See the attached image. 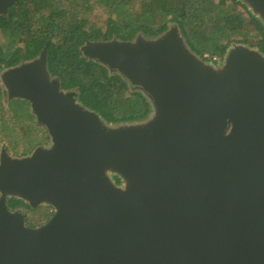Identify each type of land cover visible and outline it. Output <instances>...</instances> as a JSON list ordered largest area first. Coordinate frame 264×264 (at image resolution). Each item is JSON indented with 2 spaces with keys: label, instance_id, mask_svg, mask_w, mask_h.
<instances>
[{
  "label": "water",
  "instance_id": "water-1",
  "mask_svg": "<svg viewBox=\"0 0 264 264\" xmlns=\"http://www.w3.org/2000/svg\"><path fill=\"white\" fill-rule=\"evenodd\" d=\"M237 1L264 27V0ZM17 2L0 0V16ZM47 47L0 70L7 101H27L49 137L26 156L0 150V264H264V55L234 44L206 62L176 25L85 41L151 104L112 125L61 89ZM11 199L53 213L30 227Z\"/></svg>",
  "mask_w": 264,
  "mask_h": 264
},
{
  "label": "trees",
  "instance_id": "trees-1",
  "mask_svg": "<svg viewBox=\"0 0 264 264\" xmlns=\"http://www.w3.org/2000/svg\"><path fill=\"white\" fill-rule=\"evenodd\" d=\"M172 25L200 58L208 54L222 62L234 44L264 55V27L237 0H18L6 16H0V70L36 58L47 43V69L60 80L62 90H77L78 102L107 124L140 123L152 112L148 98L131 90L118 73L84 57L80 47L85 41H132L139 34L153 39ZM35 122L29 103L7 101L0 85V138L12 145V135L18 131L26 140L21 152H13L17 157L49 140L43 126L34 129ZM36 131L42 134L40 140L31 138ZM9 204L12 209L31 210L17 199Z\"/></svg>",
  "mask_w": 264,
  "mask_h": 264
},
{
  "label": "rangeland",
  "instance_id": "rangeland-1",
  "mask_svg": "<svg viewBox=\"0 0 264 264\" xmlns=\"http://www.w3.org/2000/svg\"><path fill=\"white\" fill-rule=\"evenodd\" d=\"M239 10L241 12H243V10L241 8H239ZM244 16H246L245 13H244ZM248 26L250 29L253 28V26L251 24H248ZM2 42H3V40H2V37L0 36V44ZM35 124H34V129L41 130L40 125H38L36 122H35ZM41 135H42L41 132L36 131V132H33V135L31 138H34L36 140H40ZM12 139H13L14 143L12 145H10V144L8 145L7 143H5V141H6L5 137H2V139L0 138V150L2 148H5L7 150V152L9 153V155H11V156H12V153L15 151H16V153L21 152V150H22V148L26 142L25 137L22 134H20L18 131H14V133L12 135ZM48 144H49V140L47 141V145ZM16 153H14V154H16ZM7 204H8V208L11 209L9 202H7ZM48 208H50V207L39 206V207H37L35 209H31V210L21 209L26 213V216H27L26 217V225L28 224L29 226H36L37 227V226L45 223L44 214L47 211H49Z\"/></svg>",
  "mask_w": 264,
  "mask_h": 264
},
{
  "label": "built area",
  "instance_id": "built-area-1",
  "mask_svg": "<svg viewBox=\"0 0 264 264\" xmlns=\"http://www.w3.org/2000/svg\"><path fill=\"white\" fill-rule=\"evenodd\" d=\"M203 59L206 60H210V62L214 63V64H220L221 63V59L218 56H210L208 54H204Z\"/></svg>",
  "mask_w": 264,
  "mask_h": 264
},
{
  "label": "flooded vegetation",
  "instance_id": "flooded-vegetation-1",
  "mask_svg": "<svg viewBox=\"0 0 264 264\" xmlns=\"http://www.w3.org/2000/svg\"><path fill=\"white\" fill-rule=\"evenodd\" d=\"M45 131H46V129H45ZM46 134H47V131H46ZM47 136H48V134H47ZM45 145H47V142H46V144H42V145H38V146H45ZM12 156L14 157V156H16V154L12 153ZM18 209H21V208H18ZM10 210H16V209H12V208H11ZM48 210H49V211H47V213H53V210H52L51 208H48ZM47 213H45L44 216H45ZM50 217H51V216H50ZM50 217H49V218H50ZM49 218H48V219H49ZM48 219H46L45 222H46ZM30 227H36V226H30Z\"/></svg>",
  "mask_w": 264,
  "mask_h": 264
}]
</instances>
